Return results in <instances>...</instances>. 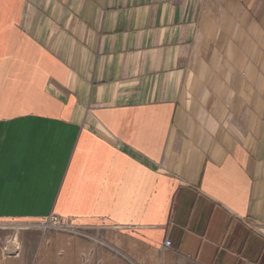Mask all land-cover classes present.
Instances as JSON below:
<instances>
[{
    "label": "crops",
    "instance_id": "obj_1",
    "mask_svg": "<svg viewBox=\"0 0 264 264\" xmlns=\"http://www.w3.org/2000/svg\"><path fill=\"white\" fill-rule=\"evenodd\" d=\"M53 214L63 264H264V0H0V220Z\"/></svg>",
    "mask_w": 264,
    "mask_h": 264
},
{
    "label": "rangeland",
    "instance_id": "obj_2",
    "mask_svg": "<svg viewBox=\"0 0 264 264\" xmlns=\"http://www.w3.org/2000/svg\"><path fill=\"white\" fill-rule=\"evenodd\" d=\"M69 236L85 238L77 227L62 219L56 223L45 219L0 220V264H63L66 251L71 256L79 254L78 248H69L64 241ZM95 237H89L93 246L82 252L84 264H130L120 251Z\"/></svg>",
    "mask_w": 264,
    "mask_h": 264
},
{
    "label": "built area",
    "instance_id": "obj_3",
    "mask_svg": "<svg viewBox=\"0 0 264 264\" xmlns=\"http://www.w3.org/2000/svg\"><path fill=\"white\" fill-rule=\"evenodd\" d=\"M61 217L56 215V214H53V215H50L48 217L45 218V222H53V223H56L58 221H60ZM172 245V242L170 240H165L164 242V247L166 248H170Z\"/></svg>",
    "mask_w": 264,
    "mask_h": 264
}]
</instances>
